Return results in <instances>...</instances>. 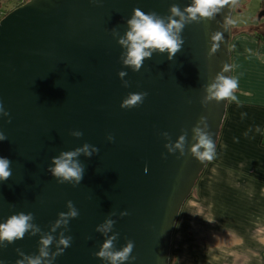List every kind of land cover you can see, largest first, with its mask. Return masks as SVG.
Here are the masks:
<instances>
[{
    "label": "water",
    "instance_id": "obj_1",
    "mask_svg": "<svg viewBox=\"0 0 264 264\" xmlns=\"http://www.w3.org/2000/svg\"><path fill=\"white\" fill-rule=\"evenodd\" d=\"M191 3L29 0L3 19L0 103L9 115L0 114L6 136L0 157L11 161L12 176L0 182V223L31 213L39 231L30 229L10 245L0 241V264H28L24 255H39L48 235L51 256L62 247L61 234L72 237L71 246L52 264H110L96 253L117 233L114 251L134 242L135 260L125 264H170L180 214L210 163L193 157V129H204L199 120L206 117L216 152L227 116L230 99L202 101L218 73L226 68L231 77L234 0L211 21L186 25L184 44L171 60L167 52H153L139 72L124 64L127 49L118 40L134 9L167 23L174 4L183 11ZM215 32L222 39L209 56ZM133 93L147 96L139 107H122ZM181 136L182 149L176 148ZM85 145L92 155L74 158L84 166L83 179L75 187L60 183L50 172L53 159ZM69 201L79 215L65 224L60 213H68ZM107 220L115 221L112 229L98 231ZM50 256L41 257L44 264Z\"/></svg>",
    "mask_w": 264,
    "mask_h": 264
},
{
    "label": "crops",
    "instance_id": "obj_2",
    "mask_svg": "<svg viewBox=\"0 0 264 264\" xmlns=\"http://www.w3.org/2000/svg\"><path fill=\"white\" fill-rule=\"evenodd\" d=\"M255 33L241 32L230 43L236 99L180 214L176 264H264V46Z\"/></svg>",
    "mask_w": 264,
    "mask_h": 264
},
{
    "label": "clouds",
    "instance_id": "obj_3",
    "mask_svg": "<svg viewBox=\"0 0 264 264\" xmlns=\"http://www.w3.org/2000/svg\"><path fill=\"white\" fill-rule=\"evenodd\" d=\"M94 3L98 0H93ZM229 0H192L190 6L181 11L180 7L174 4L170 8L171 15L165 19L160 17L155 12L144 13L139 8L133 10L131 19L128 20L129 30L124 37L118 40V43L127 49L126 59L124 64L131 66L134 72H139L143 67L146 58H151L153 52L163 54L167 52L168 59L171 60L182 48L184 40L181 33L186 25L190 23H200L203 20L215 18L216 14L220 12L224 5L228 4ZM179 17V19H176ZM222 39L221 32H215L211 35V51L209 56H212L219 48V41ZM225 68L217 74L213 82L206 88V95L202 101V105H207L212 101L220 102L224 100H235V91L238 88V80L224 75ZM121 77L126 73H119ZM147 93H133L126 99L122 107H139ZM0 114L8 116L9 113L4 111L2 103H0ZM10 122V121H9ZM200 124H204L205 128L202 129L195 127L194 139L197 143L192 147L191 153L198 161H211L215 155V145L212 138V133L207 131L208 128L207 118L201 117ZM75 136H82V132L73 133ZM6 140V136L0 132V141ZM184 137L181 136L176 148L183 146ZM89 145H85L83 149H77L71 152L61 153L59 157L53 159V168L50 169L52 175L60 183H70L73 187L78 185L83 179L84 166L74 160L81 152L87 156H91L92 152L88 151ZM203 149V151H201ZM98 152V149H92ZM172 151V149H169ZM11 161L6 157H0V182L7 181L12 176L10 169ZM75 183H72V182ZM69 211L67 214L60 213L63 223L67 224L68 219H76L79 215L78 210L73 206L72 202H68ZM127 214V213H125ZM122 214V215H125ZM34 219L31 213L25 214L23 212L10 216L6 222L0 223V241H7V245L12 244L14 241L22 239L30 229H34L32 235L39 231V228L30 223ZM61 221H57V225ZM115 221L107 220L105 226L98 231H110ZM55 231V228H53ZM118 233L104 242L96 256L101 260H107L110 264H125L126 261L135 260L131 256L134 248V242L129 240L122 250H113V241L117 239ZM53 237L48 235L40 240L42 245L39 249L37 256H25L24 259L28 264H44L41 257L49 258V247L53 243ZM72 237L64 236L61 234L59 244L62 247L58 248L56 252L51 253L50 259H47V264H52V261L57 256L62 255L63 251L71 246ZM5 245V246H7ZM17 264H24V260H18Z\"/></svg>",
    "mask_w": 264,
    "mask_h": 264
},
{
    "label": "rangeland",
    "instance_id": "obj_4",
    "mask_svg": "<svg viewBox=\"0 0 264 264\" xmlns=\"http://www.w3.org/2000/svg\"><path fill=\"white\" fill-rule=\"evenodd\" d=\"M0 2L5 7L6 0H0ZM262 2L263 0H234L230 25L231 32L235 36L241 32L262 33L264 31V25L261 24L262 22L264 23ZM232 41L233 38L231 43ZM192 193H195V188Z\"/></svg>",
    "mask_w": 264,
    "mask_h": 264
},
{
    "label": "built area",
    "instance_id": "obj_5",
    "mask_svg": "<svg viewBox=\"0 0 264 264\" xmlns=\"http://www.w3.org/2000/svg\"><path fill=\"white\" fill-rule=\"evenodd\" d=\"M29 1V0H28ZM27 0H6L5 7H3V3H0V25L3 19L18 7L24 5L28 2Z\"/></svg>",
    "mask_w": 264,
    "mask_h": 264
},
{
    "label": "trees",
    "instance_id": "obj_6",
    "mask_svg": "<svg viewBox=\"0 0 264 264\" xmlns=\"http://www.w3.org/2000/svg\"><path fill=\"white\" fill-rule=\"evenodd\" d=\"M28 1V0H27ZM1 3V2H0ZM262 7L264 8V0H263V2H262ZM10 13V12H9ZM236 36H235V34H233L232 32H231V39L233 38H235ZM253 37L261 44V45H263L264 46V31L262 32V33H255V35H253ZM226 120V119H225ZM225 123V122H224ZM223 126H224V124H223ZM223 126H222V128H223ZM221 133H222V131H221ZM221 133H220V137H221ZM264 140V139H263ZM205 172V171H204ZM204 173H202V175H203ZM201 175V176H202ZM198 183V182H197ZM170 264H176L175 263V261H174V258H171V260H170Z\"/></svg>",
    "mask_w": 264,
    "mask_h": 264
}]
</instances>
